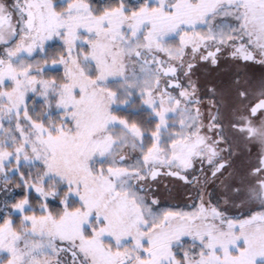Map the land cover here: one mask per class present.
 <instances>
[{
	"label": "snow or ice",
	"instance_id": "obj_1",
	"mask_svg": "<svg viewBox=\"0 0 264 264\" xmlns=\"http://www.w3.org/2000/svg\"><path fill=\"white\" fill-rule=\"evenodd\" d=\"M0 264H264V0H0Z\"/></svg>",
	"mask_w": 264,
	"mask_h": 264
}]
</instances>
